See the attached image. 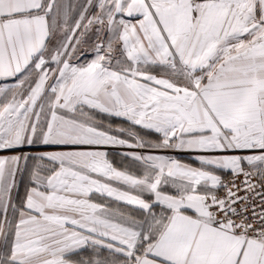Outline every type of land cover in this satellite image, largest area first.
Returning <instances> with one entry per match:
<instances>
[{"label":"snow or ice","instance_id":"6c2138e0","mask_svg":"<svg viewBox=\"0 0 264 264\" xmlns=\"http://www.w3.org/2000/svg\"><path fill=\"white\" fill-rule=\"evenodd\" d=\"M0 264H264V0H0Z\"/></svg>","mask_w":264,"mask_h":264}]
</instances>
